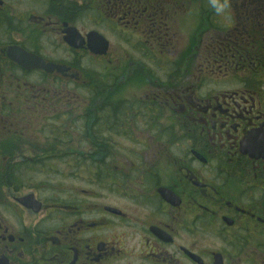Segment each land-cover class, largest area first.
Here are the masks:
<instances>
[{
	"label": "flooded vegetation",
	"instance_id": "af4514ba",
	"mask_svg": "<svg viewBox=\"0 0 264 264\" xmlns=\"http://www.w3.org/2000/svg\"><path fill=\"white\" fill-rule=\"evenodd\" d=\"M47 114L87 133L12 158ZM0 167V264H264V0H0Z\"/></svg>",
	"mask_w": 264,
	"mask_h": 264
},
{
	"label": "rangeland",
	"instance_id": "374dc122",
	"mask_svg": "<svg viewBox=\"0 0 264 264\" xmlns=\"http://www.w3.org/2000/svg\"><path fill=\"white\" fill-rule=\"evenodd\" d=\"M177 11L180 13L181 11H183L177 18L181 20V18L185 17L182 19V23L184 26H186L189 29L190 27L188 26V20H187V17L191 15L189 5L186 3L184 5L181 4L180 7H177ZM196 27H194V24H193V28L195 29ZM177 31H178V34H174V36L171 39V43H170L172 44L174 49L172 48L168 49V52L171 50H174V51L176 50L175 54L170 52V56L174 55L175 57L177 56L178 59L181 58L183 60L184 58L183 55H185L184 54L185 52L183 51L180 53V51H182L183 48L185 49L187 45L190 44L191 41L179 29H177ZM126 58L127 57L125 56H122V58H119V59H115V58L112 59L111 57H107L105 59V64L107 65L109 70L114 73L115 71H117V70L114 71V69H115V66H117L118 62L121 61L122 63L124 60H126ZM190 60L194 61V64L198 62L197 58L194 59L192 57ZM133 74H134L133 79L129 80L128 84L132 85V83L137 82V84L140 86L142 79L146 81V78L143 74H140L139 72H136ZM131 75L132 73H129L127 78H131L130 77ZM184 80L186 82L189 81V79H184ZM82 86L83 85L79 87L81 88ZM137 93H138L137 91H132L130 94L128 93L126 96L131 98L134 94L137 95ZM70 97H72V95ZM73 97L75 99L73 102L77 101V102L82 103L86 101L85 99L86 95L84 93V90L82 89L80 90L78 89V87H76L75 94L73 95ZM48 115H51V114L45 115L46 116L45 120L41 122H39V118H40L39 115L32 116L33 121L32 123H30V125L20 122L21 119L23 118L22 115H19V117H16L17 121L14 122L15 124H14V127L12 128V133L14 134H10L12 158L13 156H16V155L39 156V155H42L43 153L45 154H51V152L60 153L61 151H65L64 149L66 147L69 148V145H65V144L59 145V144H56L54 141H51V139H55V137H60L61 135H72V134L85 136V134L87 133V130H86L87 123L86 122H79L77 124H74L72 122L70 123V119L65 118V119H62V121L63 123H65L66 121V123L59 127L56 123H54V121L47 120ZM71 147H75L76 149L77 146L72 145ZM84 148H87V146L82 145L81 149H84ZM120 158L121 156L119 154L115 155L114 163H121L122 160ZM49 163H51L52 168L54 169V171L51 172V177L49 178L46 175H44L43 177L41 175L39 177H35L34 182L37 184H40L44 182L43 180L45 179V180L50 181L53 187H56L53 189L58 190V188L63 183L64 175L69 174V172L66 171L68 167L67 165L68 160H65V161L51 160ZM1 168L2 167H0V169ZM31 176H34V175L31 174Z\"/></svg>",
	"mask_w": 264,
	"mask_h": 264
},
{
	"label": "water",
	"instance_id": "95a60500",
	"mask_svg": "<svg viewBox=\"0 0 264 264\" xmlns=\"http://www.w3.org/2000/svg\"><path fill=\"white\" fill-rule=\"evenodd\" d=\"M100 47H101V50L99 51V53H103V52L105 53L106 48H107V42L103 40V42L100 44ZM12 56L15 61H17L19 64H22V61L19 59L18 56H16V54H13ZM39 67L46 68L47 66L40 64Z\"/></svg>",
	"mask_w": 264,
	"mask_h": 264
},
{
	"label": "bare ground",
	"instance_id": "6f19581e",
	"mask_svg": "<svg viewBox=\"0 0 264 264\" xmlns=\"http://www.w3.org/2000/svg\"><path fill=\"white\" fill-rule=\"evenodd\" d=\"M77 102V101H76ZM77 103H79V102H77Z\"/></svg>",
	"mask_w": 264,
	"mask_h": 264
},
{
	"label": "trees",
	"instance_id": "16d2710c",
	"mask_svg": "<svg viewBox=\"0 0 264 264\" xmlns=\"http://www.w3.org/2000/svg\"><path fill=\"white\" fill-rule=\"evenodd\" d=\"M85 122V121H84Z\"/></svg>",
	"mask_w": 264,
	"mask_h": 264
}]
</instances>
